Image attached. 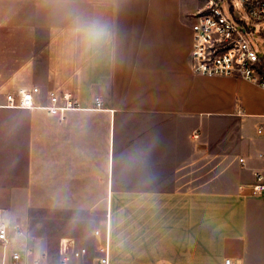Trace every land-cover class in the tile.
<instances>
[{
    "label": "crops",
    "instance_id": "0c3cea01",
    "mask_svg": "<svg viewBox=\"0 0 264 264\" xmlns=\"http://www.w3.org/2000/svg\"><path fill=\"white\" fill-rule=\"evenodd\" d=\"M192 25L184 0H0V223L24 227L0 263L99 264L108 231L110 264H264V89L195 74ZM19 88L41 107H5Z\"/></svg>",
    "mask_w": 264,
    "mask_h": 264
},
{
    "label": "built area",
    "instance_id": "2783aa9c",
    "mask_svg": "<svg viewBox=\"0 0 264 264\" xmlns=\"http://www.w3.org/2000/svg\"><path fill=\"white\" fill-rule=\"evenodd\" d=\"M201 7L192 15L193 43L191 48V68L197 75L205 77L243 78L264 89V0H201ZM51 109H74L78 103L69 92L51 90L48 94ZM100 106V98H96ZM5 107L12 109H34L41 107L35 91L19 88L6 95ZM264 122L258 132L263 133ZM243 161V159L241 160ZM254 195L264 194V176L259 174L253 185ZM100 230L95 231L100 236ZM24 234L21 224L0 223V244L5 248L16 237ZM75 242L67 240L62 249L69 252ZM102 257L99 264H110L109 233L104 244L99 247ZM87 248L73 251L75 257L86 254ZM33 255L32 264H42L48 255ZM23 251L13 248L9 255H3L0 264H23ZM62 258V264L68 262ZM224 264H241L227 258Z\"/></svg>",
    "mask_w": 264,
    "mask_h": 264
},
{
    "label": "rangeland",
    "instance_id": "374dc122",
    "mask_svg": "<svg viewBox=\"0 0 264 264\" xmlns=\"http://www.w3.org/2000/svg\"><path fill=\"white\" fill-rule=\"evenodd\" d=\"M184 5L186 8V15L192 19V15L201 7L202 4L201 0H184ZM44 215L45 214H43V212L36 213V217L40 220L43 219Z\"/></svg>",
    "mask_w": 264,
    "mask_h": 264
}]
</instances>
